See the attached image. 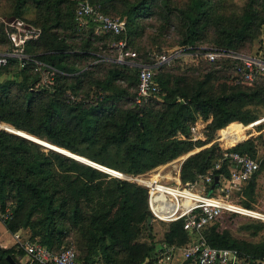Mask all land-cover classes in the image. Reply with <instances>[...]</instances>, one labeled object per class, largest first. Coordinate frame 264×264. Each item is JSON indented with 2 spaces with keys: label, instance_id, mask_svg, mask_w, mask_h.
Masks as SVG:
<instances>
[{
  "label": "trees",
  "instance_id": "16d2710c",
  "mask_svg": "<svg viewBox=\"0 0 264 264\" xmlns=\"http://www.w3.org/2000/svg\"><path fill=\"white\" fill-rule=\"evenodd\" d=\"M81 1L73 10L69 8L70 21L63 25L60 13L68 0H35L56 19L41 27L31 24L40 29L41 35L37 41L28 42L24 51L53 71L38 72L33 62L20 68L17 60H10L0 75L16 67L18 79L0 81V124L104 168L134 175L211 144L184 160L180 169L183 183L204 175L227 151L215 140L219 131L220 141L226 147L234 146L229 151L255 156L251 140L235 145L245 138L240 124L252 125L264 114V76L250 86L236 84L235 63L203 61L213 72L193 92L176 90L162 102L153 99L137 106L135 68L118 65L99 78L97 66H81L79 62L96 57L95 45L107 39H124L128 48L135 41L138 21L151 16L152 0H139L127 8L123 15L125 32L120 36H96L89 19L81 25L74 14ZM24 3L16 0L19 7ZM209 3L191 0L181 12L183 47L200 46V37L210 24ZM14 15L19 17L21 12L17 10ZM256 19L255 14L246 12L237 23L217 30L218 48L239 51L251 40ZM64 26L68 35L53 32ZM135 60L140 63L138 56ZM212 73L231 78L232 85H224L218 94L207 91ZM46 74L50 80L41 83ZM191 112L204 124L202 140L191 141L188 126L195 120ZM260 172L261 167L241 192L248 200L253 199ZM217 174H227L226 165ZM126 181L0 129V221L8 216L3 225L10 234L28 230L31 240L38 237L43 247L56 252L70 247L62 246L63 242L70 232L75 233L74 249L81 264H145L152 260L155 248L138 242L141 232L151 229L147 190ZM216 184L214 180L207 186L206 193L214 195ZM243 205L250 208L248 202ZM244 229L255 237L264 230V224ZM203 239L212 248L237 250L249 264L264 260V239L256 244L239 242L228 231L219 232L215 227L206 231ZM165 243H186L182 222L168 225ZM16 247H0V264H19L15 257L23 256V252Z\"/></svg>",
  "mask_w": 264,
  "mask_h": 264
},
{
  "label": "built area",
  "instance_id": "2783aa9c",
  "mask_svg": "<svg viewBox=\"0 0 264 264\" xmlns=\"http://www.w3.org/2000/svg\"><path fill=\"white\" fill-rule=\"evenodd\" d=\"M74 14L81 25L83 20L89 19L93 23L95 34L120 36L125 32V20L108 16L101 12L99 7L87 1L79 2ZM5 25V33L12 47L10 51L0 54V70L6 67L10 60H17L20 68L33 62L38 72L53 71L52 68L35 60L24 51L28 42L40 37L39 28L18 19H11ZM117 47L120 50L117 61L137 70V87L134 96V104L137 106L146 105L151 100L158 99L161 87L157 72L182 58L190 57L207 62L231 61L235 63L234 70L238 75L236 84L250 86L259 77L264 76V55L255 56L236 50L205 46L184 47L169 54L156 55L154 63L148 65L136 62V54L127 50L125 41H119ZM47 76L48 74L42 81L46 79L49 81L50 77L47 78ZM188 128L191 141L203 139L204 124L201 120H194ZM231 148L226 147L227 151L223 152L206 173L194 182L181 181L180 169L184 162L182 157L143 174L119 173L135 177V182L128 183L147 190V204L152 221L166 224L182 222L186 243L182 246L163 245L157 254L159 264L250 263L235 249H218L208 246L201 235L203 230L219 223L224 217L240 216L264 221V216L230 199L232 195L241 194L260 167L258 158L229 151ZM223 165H226L227 174L215 176V172L219 171ZM105 171L108 172V170ZM109 174L120 179L116 174ZM215 177L218 178L215 194L209 195L206 193V188L212 184ZM198 187L204 188V191H197ZM8 219V216H4L2 222ZM14 240L16 246L29 258L27 264H81L75 249L71 246L56 252L43 247L38 242L21 240L18 234H14ZM252 264H264V260L254 261Z\"/></svg>",
  "mask_w": 264,
  "mask_h": 264
},
{
  "label": "rangeland",
  "instance_id": "374dc122",
  "mask_svg": "<svg viewBox=\"0 0 264 264\" xmlns=\"http://www.w3.org/2000/svg\"><path fill=\"white\" fill-rule=\"evenodd\" d=\"M69 3L61 8L60 21L66 24L70 21L67 16L69 8L73 10L74 4L80 0H68ZM84 1V0H83ZM93 5L101 8L107 15L125 20L124 13L127 8L135 4L139 0H85ZM210 11V24L205 30V33L200 37L198 42L200 46L209 48H218L216 41L217 30L224 27H230L232 24L237 23L246 12H252L257 16L255 21L256 26L251 34V40L245 42L239 49L246 54H261L264 52V0H208ZM191 0H152L149 14L150 17L140 19L138 21L135 41L131 45H128L127 50L132 53H136L139 62L151 65L154 63L153 58L156 55L169 54L174 50L184 48L182 41L185 35L184 21L182 19L181 12L185 11L190 5ZM16 0H0V54L10 51V42L7 39L5 29L6 23L11 19H18L25 23L34 24L41 27L44 23L53 22L56 16L52 13H48L43 5H38L35 0H25V3L17 9ZM20 11L21 15L17 17L16 11ZM75 23L76 20L74 19ZM58 35H68V29L66 26L54 30ZM95 34V33H94ZM99 36L101 34H95ZM119 40V41H123ZM37 41V40H36ZM118 41V42H119ZM114 39H107L102 43H97L96 57L90 58L86 61L79 62L81 66L86 64L97 66L99 69V78H102L106 71L118 65H124L118 62L119 48ZM78 42H75L77 44ZM148 55V57H147ZM146 56V58L144 57ZM153 57V58H152ZM16 67H11L7 70H3L0 75V81L7 79H18L15 70ZM213 72L211 67L204 63L203 60H197L193 58H182L168 64L164 69L157 72V78L160 81V94L158 101L162 102L170 93L178 90L184 92H193L197 89L202 82H205L208 76ZM209 78L210 82L206 86V90L213 94H218L223 86H231V78L226 80L224 74H214ZM48 79L41 83L47 84ZM248 86V85H247ZM192 119L201 120L199 115L192 113ZM264 119V114L260 117V120ZM191 121V120H190ZM202 121V120H201ZM259 121V120H258ZM243 128H249L245 130V138L235 146L251 140L254 144V157L258 158L261 167V172L256 178L255 191L252 200H248L242 194H235L230 199L244 207L243 202H248L250 210L264 216V121L261 123L250 126L242 125ZM227 128V127H226ZM225 128V129H226ZM0 129L9 130L8 126L0 124ZM24 133V132H23ZM237 134V133H235ZM231 134V135H235ZM28 135V134H27ZM23 136H26L23 134ZM221 132L217 133L215 140L221 147L226 148L224 143L220 141ZM34 139L33 137H29ZM40 143L50 146V144L40 141ZM211 144H207L201 148H196L193 151L181 156L184 160L188 157L195 155L202 150L210 147ZM44 147V146H43ZM234 147V146H232ZM46 148V147H45ZM228 148V147H227ZM49 149V148H47ZM57 149V148H56ZM65 152L64 150L57 149ZM78 158V156H75ZM181 159V158H180ZM118 174L119 178L132 182V177L124 174ZM197 191H204V188L198 187ZM264 224L263 220L252 219L240 216L224 217L218 224L206 228L201 232V235L205 234L210 228L215 227L217 231H228L231 237L239 242H246L251 244L259 243L264 239V230L257 236H252L244 228L251 225ZM168 225L166 223L151 222L150 231L143 230L138 238V242L153 246L155 248V254L151 261H145V264H159L157 262V254L161 250L165 243V235L168 232ZM3 222L0 221V245L2 248H15L16 242L14 240V234L5 233ZM21 240H30L38 242V237L33 240L30 239L31 235L28 230H21L16 232ZM39 243V242H38ZM62 246H71L77 249L76 234L70 232L68 237L64 240ZM17 249H20L16 247ZM22 250V249H21ZM23 252V250H22ZM25 256V253H22ZM18 257V256H17ZM27 259V257H26ZM26 259L23 264H26Z\"/></svg>",
  "mask_w": 264,
  "mask_h": 264
},
{
  "label": "bare ground",
  "instance_id": "6f19581e",
  "mask_svg": "<svg viewBox=\"0 0 264 264\" xmlns=\"http://www.w3.org/2000/svg\"><path fill=\"white\" fill-rule=\"evenodd\" d=\"M262 121H264V119H262V120H259V121H257V122H255L254 124H252V125H250V126H255V125H257V124H259V123H261ZM246 129H249V128H244L242 131H243V133H245V130ZM10 131H12V132H14L15 134H17L16 132H20V131H17V130H14V129H9ZM18 136H23V135H19V134H17ZM24 137H26V136H24ZM32 137V136H31ZM26 138H28V137H26ZM31 139V138H30ZM34 140V139H33ZM44 145V144H43ZM44 146H46V145H44ZM47 148H50V149H53V150H57V149H59V148H57V147H55V146H52V145H50V146H46ZM57 148V149H56ZM63 150V149H62ZM57 151H59V150H57ZM64 151H66V150H64ZM60 152H62V151H60ZM67 153H65V152H62V153H65V154H68V155H70V156H73V157H75L76 155H73V154H71V153H69L68 151H66ZM75 158H77V157H75ZM78 160H80V161H82V162H84V163H88V162H90V161H88V160H86V159H84V158H82V157H79L78 156V158H77ZM93 165H95V166H99V165H97V164H94L93 163ZM102 168V167H101ZM108 170V172L109 173H112V174H116V173H114L115 171H113V170H110V169H107V168H103V169H101V170H103V171H105V170ZM105 172H107V171H105ZM107 172V173H108ZM117 176H119L118 174H116ZM121 179V178H120ZM123 180V179H122ZM128 182V181H127ZM255 216H258V215H255Z\"/></svg>",
  "mask_w": 264,
  "mask_h": 264
},
{
  "label": "water",
  "instance_id": "95a60500",
  "mask_svg": "<svg viewBox=\"0 0 264 264\" xmlns=\"http://www.w3.org/2000/svg\"><path fill=\"white\" fill-rule=\"evenodd\" d=\"M9 132H12V131H10V130H8ZM12 133H14V132H12ZM15 134V133H14ZM17 135V134H16ZM21 137H24V136H21ZM25 139H28V140H30V141H32V142H35V143H37V144H39V145H42V146H44L42 143H40V140H38V139H36V138H34V140L33 139H30V138H26V137H24ZM44 147H46V146H44ZM47 148V147H46ZM50 149V148H49ZM51 150H53V149H51ZM54 151H56V152H58V153H61V154H63V155H66V156H68V157H71V158H73V159H75V160H77V161H80V160H78L77 158H75V157H73V156H70V155H68V154H65V153H62V152H60V151H57V150H54ZM80 162H82V161H80ZM82 163H84V162H82ZM85 164H87V165H90V166H92V167H95V168H98V169H100L102 166H95V165H93V163L92 162H88V163H85ZM95 164V163H94ZM102 168H104V167H102ZM101 170V169H100ZM103 171V170H102ZM218 178L217 177H215V182H217L218 180H217ZM150 222H151V219H148V224H150ZM9 259V258H8Z\"/></svg>",
  "mask_w": 264,
  "mask_h": 264
},
{
  "label": "crops",
  "instance_id": "0c3cea01",
  "mask_svg": "<svg viewBox=\"0 0 264 264\" xmlns=\"http://www.w3.org/2000/svg\"><path fill=\"white\" fill-rule=\"evenodd\" d=\"M3 227H4V226H3ZM4 232H5V233L8 232V231L5 229V227H4ZM8 233H9V232H8ZM0 247L2 248L1 245H0ZM26 257H27V256H18V257L16 256L15 258L17 259V261L19 262V264H23V263H24L23 261L26 259ZM28 262H29V258L27 257L25 263L27 264Z\"/></svg>",
  "mask_w": 264,
  "mask_h": 264
}]
</instances>
